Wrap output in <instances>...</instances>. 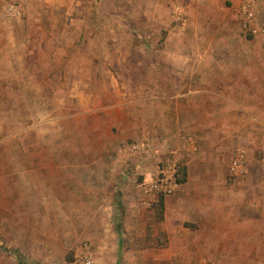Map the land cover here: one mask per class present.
Listing matches in <instances>:
<instances>
[{
  "label": "rangeland",
  "instance_id": "374dc122",
  "mask_svg": "<svg viewBox=\"0 0 264 264\" xmlns=\"http://www.w3.org/2000/svg\"><path fill=\"white\" fill-rule=\"evenodd\" d=\"M254 7L264 22V0ZM248 34L229 0H0V264H73L85 251L93 264H264V88L259 103L217 104L227 111L210 124L226 136L213 149L187 132L203 137V105L199 126L162 127L154 95L171 77L152 72L150 88L143 70L242 64L264 82V33ZM237 148L246 168L232 178ZM168 162L164 194L152 184ZM211 198L226 201L220 217L195 234Z\"/></svg>",
  "mask_w": 264,
  "mask_h": 264
},
{
  "label": "crops",
  "instance_id": "0c3cea01",
  "mask_svg": "<svg viewBox=\"0 0 264 264\" xmlns=\"http://www.w3.org/2000/svg\"><path fill=\"white\" fill-rule=\"evenodd\" d=\"M262 20H264L263 16H262ZM235 52H240V55H242L241 53L242 51H235ZM260 54L264 55V51L263 53ZM235 55H238V53H236ZM203 68H206V70ZM253 68L254 66H245L242 64L225 65V67H221L220 65L218 67L215 66L214 64L209 66L173 64L171 66H166V68L159 67V65H150V66L143 65V70L149 73L146 74L145 81L153 82L149 77H152L151 73L154 71L156 72V74H164V72H169V75L171 77L170 80L168 81L166 80V84L168 85V87L172 89L171 93L170 94L168 93L167 95L162 94V96L161 95L158 96L159 92H157V94L154 95L155 106H156L154 107V109L157 112L154 115L155 118L159 119V122L161 123L162 127H164L168 121H171L173 123L174 121H178L179 119L187 120L189 130L190 127L192 129L195 128L196 125L199 126L198 123L200 121L198 120L199 117L196 116V106L202 107L203 105L204 107L203 137H199V133H200L199 131L190 130L187 132L191 133V136L193 137L194 140H195L194 137H196L198 142L202 144L205 143L209 148H213V149L216 146L217 147L222 146V140L226 136L225 135L226 131L224 130L225 128H219L210 124L211 122H213V120L216 119L221 120V118L223 117L222 114L227 111L225 108L222 109L219 106H217V104H225V105L248 104L254 102L259 103L261 100L260 88L261 87L264 88V82H261L262 80L259 77V73L258 75L255 76L248 75L249 74L248 71H250L249 69L252 70ZM231 72H237L239 75L236 76L233 73L232 75ZM156 82H158V80H155L153 83H151L149 85L150 88L152 87V85L156 86L155 85ZM243 98L246 100H244ZM150 100H152L150 97H146L145 101H150ZM152 102L153 101L150 102L151 105ZM144 105L146 106L145 103ZM207 106H210V108L206 109ZM149 125L150 124H147L146 129H148ZM145 132L147 133V131ZM211 184H213V182ZM210 189L216 190L217 187H211ZM219 190H220L219 194H221L222 196L224 195V197H226L227 194L223 192L226 190V187L225 186L219 187ZM211 199H209V203L211 204V207L210 209L207 208L208 210L206 211L205 209H203L204 210L203 215L200 214L201 209L196 210L197 216L199 215V218L196 219L198 227L195 228V234L197 233L200 234L199 232L210 231L211 229L207 226L209 221H212L214 224L216 218L220 217V210H221L220 206L223 205L222 201H225V199L224 200L221 199L222 201L218 200L219 202L212 199V202L214 204L213 206L211 203ZM195 203L196 205L198 204L203 205L205 204V201L203 199L197 198L195 200ZM218 204L221 205L219 206ZM176 222H177L176 226L175 225L172 226L171 228L173 229L169 232L180 231V229H183V224L178 223V221ZM225 225L228 224L225 223ZM218 228H220L221 230L220 225L218 226ZM220 230H218L219 233ZM231 231L233 232V228ZM226 233H227V229L225 230V232H223L224 236ZM210 238L211 236H209V239ZM209 239L207 238L205 241L203 240L201 242H203V244L206 242L207 243L206 245H209V243L211 242ZM195 243L197 247L200 246V243L198 242ZM149 258L150 257H145L144 255L143 264H163L160 260L155 259L154 256H152L151 259ZM169 259H163L166 260L163 262L168 263L167 260ZM202 261H205V259H203ZM205 262L207 264V261Z\"/></svg>",
  "mask_w": 264,
  "mask_h": 264
},
{
  "label": "built area",
  "instance_id": "2783aa9c",
  "mask_svg": "<svg viewBox=\"0 0 264 264\" xmlns=\"http://www.w3.org/2000/svg\"><path fill=\"white\" fill-rule=\"evenodd\" d=\"M230 5L237 16L240 24L247 33L251 35H259L264 32V24L261 20H258V16L254 7V0H229ZM183 143L187 144L189 148L195 149V143L192 137L187 134L182 136ZM245 157L240 148L236 149V152L230 162V176L237 178L245 171ZM162 176L159 180L152 184V186L160 193L170 194L175 186V165L168 162L167 166L161 170ZM88 251V248H87ZM73 264H93V259L89 252L82 254L78 257ZM199 264H206L205 261Z\"/></svg>",
  "mask_w": 264,
  "mask_h": 264
},
{
  "label": "trees",
  "instance_id": "16d2710c",
  "mask_svg": "<svg viewBox=\"0 0 264 264\" xmlns=\"http://www.w3.org/2000/svg\"><path fill=\"white\" fill-rule=\"evenodd\" d=\"M249 37H251V34H248ZM176 183H183L187 179V166L185 164H179L177 171H176ZM159 206L162 209L163 207V198H159ZM120 208V204L118 206ZM120 218V215L118 216ZM120 223V222H119ZM117 231L119 232V229L117 227ZM18 259L22 262V258L18 256Z\"/></svg>",
  "mask_w": 264,
  "mask_h": 264
}]
</instances>
